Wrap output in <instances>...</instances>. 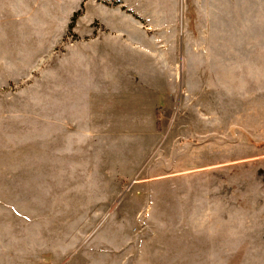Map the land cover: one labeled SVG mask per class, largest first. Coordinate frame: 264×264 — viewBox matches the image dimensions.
Instances as JSON below:
<instances>
[{"label":"rangeland","instance_id":"obj_1","mask_svg":"<svg viewBox=\"0 0 264 264\" xmlns=\"http://www.w3.org/2000/svg\"><path fill=\"white\" fill-rule=\"evenodd\" d=\"M95 1L0 0V264H264V0L150 8L127 71L167 93L114 102L79 59L123 10Z\"/></svg>","mask_w":264,"mask_h":264},{"label":"crops","instance_id":"obj_2","mask_svg":"<svg viewBox=\"0 0 264 264\" xmlns=\"http://www.w3.org/2000/svg\"><path fill=\"white\" fill-rule=\"evenodd\" d=\"M30 2V0H24ZM86 5H88L89 1L84 0ZM105 3H111L112 1H119L121 4V8L124 10H119L120 17L117 19H114L110 16V14L103 16H94V15H88L83 17L80 21V23H84V25L80 26L81 29L80 34L83 41L79 44V50L81 52L80 56V63L81 64H90L92 63L96 66V69H100L102 71V76L106 78L101 79V82L96 84V87L100 88H110L108 89L105 94L104 91L99 89V92L97 91L95 93V98L104 99L107 97L108 101L114 102L116 96L118 94H121L122 96H126L129 94H132L133 97L136 99H140L138 94H142L145 97L152 98L151 96H156L157 99L161 100V97L165 95L167 92L165 88H163L165 85H167L165 78L161 77L159 74V71H157L156 67L154 65L148 66L146 69V73L142 75V73H130L128 70L127 65H129V62H132L134 59V53L137 52L133 50L134 48L130 46L129 42H125L126 39H130L137 34L139 38L148 40L149 34L148 31H146L142 27V23L144 22L147 26V24H151L152 22V15H148V12L150 11V8L152 7H158L162 6L164 1H168L167 5H174L175 0H101ZM94 2V3H93ZM91 6L94 7L95 11L103 8L106 11L113 12L114 10L111 9V7H108L107 5L103 3H98L95 0H90L89 3ZM129 10L134 11L138 18L133 16L132 14L128 13ZM142 10V13L141 11ZM146 10V14L145 11ZM150 13V12H149ZM96 15H99V13H95ZM171 18V17H170ZM104 23L105 26H117L123 25L128 26L130 25L132 27L131 31H127V29H117L115 30V33L113 34H106L103 32H99L98 30H92V24L96 23L99 20ZM173 19V20H172ZM159 19H155L157 21ZM171 21H176V16L174 18L170 19ZM170 20H165V22H168ZM82 27H85V30H82ZM97 28V26H94ZM151 26L148 27V29ZM116 29V28H115ZM150 32V31H149ZM66 32H62L58 39L65 38ZM127 37H126V36ZM131 40V39H130ZM131 42H133L131 40ZM58 43H54L51 51L57 49ZM140 54V51L137 52ZM157 53L161 55L163 53L160 49L157 51ZM132 57V59H131ZM164 60V59H163ZM144 61V60H143ZM127 63V65H126ZM83 64V65H84ZM167 65V64H166ZM100 66V67H99ZM118 70H122L126 72V76H121L120 78L117 77ZM115 71V72H114ZM130 73V74H129ZM135 74H138L136 76ZM136 82L138 80L145 79V82L143 85L135 86L134 79ZM147 82V83H146ZM145 84V85H144ZM116 87H121V90H115ZM117 91V93H116ZM158 96V97H157ZM164 98V96H163ZM111 109V108H110ZM113 111V110H112ZM113 116V113H111ZM152 120L150 121V124L152 125L154 123L155 125V115H152ZM107 125V124H106ZM104 129L114 130L115 128L113 126H105L101 127V133Z\"/></svg>","mask_w":264,"mask_h":264}]
</instances>
